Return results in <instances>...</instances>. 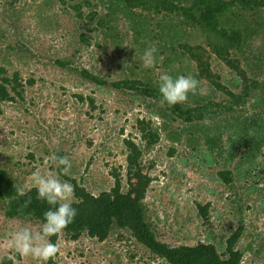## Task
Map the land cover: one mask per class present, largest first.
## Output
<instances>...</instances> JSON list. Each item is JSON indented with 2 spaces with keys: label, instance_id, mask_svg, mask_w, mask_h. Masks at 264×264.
Instances as JSON below:
<instances>
[{
  "label": "rangeland",
  "instance_id": "obj_1",
  "mask_svg": "<svg viewBox=\"0 0 264 264\" xmlns=\"http://www.w3.org/2000/svg\"><path fill=\"white\" fill-rule=\"evenodd\" d=\"M75 2L82 3L83 13L90 16L78 19L58 0H0V70L5 68L2 74L10 77L19 71L24 83L23 98L0 102V164L25 190L32 187L30 177L36 169L72 183L53 159L63 153L72 162L71 177L92 193L112 188L114 170L121 173L127 189L125 139L131 138L142 147L144 171L152 177L143 203L160 240L170 245L211 241L223 251L227 237L244 223L237 245L244 252L242 263L264 264V177H260L257 163L254 170L245 166L248 159L264 157V142L260 149L246 145L251 137L247 133H254L249 126L257 117L251 114L264 110V106L253 107L252 103L263 101L264 95L258 93L241 109L238 106L227 113L220 109L211 119L193 124L173 119L165 105L145 91L158 89L161 72L194 76L200 82V92L189 96L196 99L226 103L229 97L196 76L195 62L183 55L181 48L176 55L171 53L173 61L167 64L170 47L164 44L166 38L160 42L159 36L149 37L148 30V36L140 34L144 27L159 30L154 13L134 9L145 16L143 22L142 15L115 13L108 0ZM176 18L172 20L178 22L182 16ZM186 29L188 35L183 33L182 40L189 38L210 50L203 33ZM81 33L90 43L82 42ZM254 43L250 48L253 54L243 57V66L254 78L263 80L264 37L259 36ZM152 45L158 49L157 61L145 68L141 57ZM161 48L167 49L165 54H160ZM59 58L70 60L72 66L60 65ZM212 60L214 72L239 93L237 74L215 54ZM82 68L110 85L85 79L79 71ZM123 79L140 81L142 90L111 84ZM185 103L196 105L192 99ZM142 119L160 134L151 146L142 138ZM189 130H193L191 136ZM179 133L182 135L177 136ZM225 169H232L243 184L235 176L234 183H225L219 174ZM207 204L206 218L199 205ZM23 223L34 229L41 226L34 219L7 217L0 202V252L10 225ZM58 244L60 251L48 264H170L138 244L130 232L118 228L104 241L86 234L72 240L63 231ZM21 264L37 261L27 259Z\"/></svg>",
  "mask_w": 264,
  "mask_h": 264
},
{
  "label": "trees",
  "instance_id": "obj_2",
  "mask_svg": "<svg viewBox=\"0 0 264 264\" xmlns=\"http://www.w3.org/2000/svg\"><path fill=\"white\" fill-rule=\"evenodd\" d=\"M69 9L73 10L78 19H84L82 3L76 0H58ZM111 6L114 5V12H125L127 15H142L133 10L142 8L156 16V27L159 30L141 29L140 34L144 36L157 38L160 42L164 41L165 46L170 47V53H167L166 62L171 64L173 54L181 53L187 55L189 59L195 62L196 76L208 80L216 89L220 90L229 98L224 101H214L212 99L202 101L200 98L191 97L195 106L189 103L177 104L169 107L165 105L166 110L172 115L173 119H182L190 124L196 121L208 120L214 114L223 109L225 113L235 111L238 106L247 104L248 100L253 99L259 93L264 95V79L254 78L243 66V57L245 54L252 55L251 47L259 36L264 37V0H108ZM173 16L172 18L170 16ZM182 16L178 22L172 19L176 16ZM159 16V17H158ZM171 18V19H170ZM141 19L146 20L145 16ZM155 19V18H151ZM165 21H169L166 23ZM100 24H103L101 22ZM139 24V23H138ZM150 27V26H149ZM180 27V28H179ZM186 28L199 30L205 35L210 50L205 48L202 43L191 42L189 38L182 40L183 33L188 32ZM149 34H148V32ZM190 34V33H189ZM81 40L84 43H90V38L85 33H81ZM188 35V34H187ZM160 49V54H165V50ZM173 53V54H171ZM212 54H215L221 62L233 70L237 76V84L241 86L239 93L230 89L223 83L221 75L214 72ZM62 66H72L70 60L57 59ZM7 70H0V102L15 101L23 98L24 83L21 81L20 72L15 71L13 76L2 74ZM81 75L98 85H110L109 81L101 78L99 75L91 72L87 68L79 70ZM30 84L33 80L29 81ZM117 88H128L142 90L140 81L131 79L117 80L111 83ZM149 95L157 98L161 102L158 89H145ZM81 96V95H80ZM82 97V96H81ZM91 104L95 107L94 100ZM253 107H263L264 100L258 103L253 102ZM254 125L249 129L254 133H247L251 137L246 145L254 150V147L260 149L264 142V110L260 109L251 114ZM248 120L250 119V117ZM259 118V119H258ZM258 122V123H257ZM142 138L147 146L157 143L160 134L151 130L150 122L144 119L139 120ZM193 134V130H189ZM247 131V130H246ZM250 131V130H249ZM256 133V134H255ZM179 133L177 136H181ZM189 136V137H190ZM188 137V138H189ZM220 138V136H219ZM127 154V179L129 186L125 189L123 176L117 170L112 173L115 183L109 190H103L99 194H94L83 186L75 177L65 176L70 180L75 188V201L73 207L77 209V216L74 221L64 230L72 239L78 240L83 235L96 238L99 241L106 240L116 228L121 232L128 231L131 237L153 256L160 257L170 264H243L244 252L237 247L238 242L243 235L245 224L241 223L227 237L225 250L220 251L215 242L198 241L196 243H183L179 245H170L160 240L152 221L147 216V211L143 200L145 199L148 186L152 177L144 171L142 161L143 149L131 138L125 139ZM57 156H64L58 153ZM249 169L258 167L261 169L264 177V157L258 158V161L250 159L245 161ZM59 166V170H60ZM256 166V168H258ZM248 169V170H249ZM232 169L220 171V177L225 183H234L242 179L236 173L233 176ZM249 173V172H248ZM251 174V173H250ZM248 175V174H247ZM246 175V176H247ZM248 178V177H246ZM255 182H260L256 180ZM20 188L12 177L10 172L0 164V202L4 206L7 217H24L43 222V213L49 205L37 199L36 190L33 187L26 189L27 195L17 197L16 189ZM29 189H31L29 191ZM13 197H16L13 199ZM25 201H28L26 204ZM207 205H199L200 211L204 217H208ZM122 236V233L121 235ZM59 234L52 236L51 240L58 243ZM50 262H52L50 260ZM5 264H11L5 261Z\"/></svg>",
  "mask_w": 264,
  "mask_h": 264
},
{
  "label": "clouds",
  "instance_id": "obj_3",
  "mask_svg": "<svg viewBox=\"0 0 264 264\" xmlns=\"http://www.w3.org/2000/svg\"><path fill=\"white\" fill-rule=\"evenodd\" d=\"M157 52L155 45L144 51L141 60L145 68L153 67L157 61ZM157 84L161 103L169 107L185 103L190 94L200 92V82L192 75L173 76L168 72H161ZM53 159L58 166H62L60 173L63 176H73L72 162L68 156H53ZM30 184L36 190L37 199L47 203L49 207L44 211L43 222L38 229H34L29 223L10 225L6 244L3 252H0V264H5V261L21 264L27 259L37 261V264L54 261L60 246L51 237L63 232L77 216V209L73 207L75 188L72 183L62 180L60 175L36 169L31 174ZM16 194L17 197L27 195L24 188H17Z\"/></svg>",
  "mask_w": 264,
  "mask_h": 264
}]
</instances>
